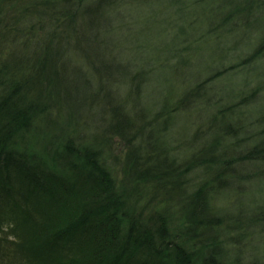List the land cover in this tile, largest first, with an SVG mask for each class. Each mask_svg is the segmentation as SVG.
Segmentation results:
<instances>
[{
  "label": "trees",
  "instance_id": "1",
  "mask_svg": "<svg viewBox=\"0 0 264 264\" xmlns=\"http://www.w3.org/2000/svg\"><path fill=\"white\" fill-rule=\"evenodd\" d=\"M125 1L3 0L0 206L17 230H27L13 243L0 237V264L25 258L43 264H229L228 241L242 247L241 227L230 237L242 222L228 223L233 219L214 201L231 182L239 187L245 179L239 164L264 162V134L246 156L222 150L227 137L238 138L236 127L245 128L239 123L195 154L173 152L164 137L169 125L175 115L205 105V88L198 84L175 106L147 113L140 98L146 74L130 73L106 55L115 43L106 44L98 33H113L112 6ZM190 2L211 27L258 31L264 24V0H186L184 6ZM259 41L263 53L264 34ZM124 80L130 82L126 102L115 93ZM91 119L95 132L88 136L84 127ZM198 168L206 169L205 179L189 181ZM38 209L62 213L63 220L57 216L47 225Z\"/></svg>",
  "mask_w": 264,
  "mask_h": 264
},
{
  "label": "rangeland",
  "instance_id": "2",
  "mask_svg": "<svg viewBox=\"0 0 264 264\" xmlns=\"http://www.w3.org/2000/svg\"><path fill=\"white\" fill-rule=\"evenodd\" d=\"M184 3L186 0H127L121 2L122 5L113 3L111 22L115 24V29L109 37L104 34L105 29H99L98 33L107 41L106 44L110 40L115 44L112 50L103 51L119 64L127 65L130 73L138 74L143 70L141 74H146L140 98L147 113L161 107L175 106L184 91L203 84L205 105L189 108L191 114L175 115L173 124L169 125L171 133L164 136L173 152H180L183 157L195 154L202 149L205 141L219 137L223 139L221 134L227 126L233 128L240 124L245 128L236 127L238 138L234 135L227 137L222 150L226 148L229 152L236 151L246 156L247 149L261 138L257 135L261 131L264 134V52L260 50L262 43L259 41V35L264 34V24L260 25L258 31L248 27L239 31L218 29L207 24L200 8L197 10L191 2L186 6ZM2 5L3 0H0L1 9ZM115 89L121 101L129 99L130 82L124 80ZM54 109L53 119L57 117ZM92 123L91 119L89 126L81 125L85 126L88 136L95 132ZM196 132H199L198 136H195ZM248 161L237 167L241 171L238 173H243L245 177L239 184L240 188L233 187L231 182L229 191H222L214 201L217 211L223 209L233 219L228 223L234 225L238 220L242 222L241 226H234L230 230V237H236L240 227L242 233L245 232L242 247L237 246L235 239L226 244V262L229 264H264V162ZM205 174V168L193 170L189 181L199 183L205 179ZM117 179L118 184L121 181L120 172ZM38 180L42 185L41 178ZM32 202L35 205L41 203L40 209H46L44 202L37 198H33ZM28 205L33 207L32 203ZM71 206L69 203L68 208ZM39 211L44 213L42 222L47 225L54 223L57 216L58 223L63 220L62 213L55 215L49 210ZM254 219L258 220V225L253 224L256 223ZM17 226L7 207L0 206V237L8 236L12 243L22 239L27 228L24 226L17 230ZM20 264L43 263L42 260L29 261L25 258L21 259Z\"/></svg>",
  "mask_w": 264,
  "mask_h": 264
}]
</instances>
